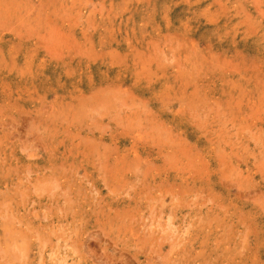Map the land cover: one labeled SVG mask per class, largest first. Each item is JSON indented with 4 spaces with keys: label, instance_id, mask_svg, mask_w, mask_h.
Returning a JSON list of instances; mask_svg holds the SVG:
<instances>
[{
    "label": "rangeland",
    "instance_id": "1",
    "mask_svg": "<svg viewBox=\"0 0 264 264\" xmlns=\"http://www.w3.org/2000/svg\"><path fill=\"white\" fill-rule=\"evenodd\" d=\"M0 264H264V0H0Z\"/></svg>",
    "mask_w": 264,
    "mask_h": 264
},
{
    "label": "bare ground",
    "instance_id": "2",
    "mask_svg": "<svg viewBox=\"0 0 264 264\" xmlns=\"http://www.w3.org/2000/svg\"><path fill=\"white\" fill-rule=\"evenodd\" d=\"M250 7H251V6H250ZM250 7H249V8H250ZM182 9H183V8H182ZM182 9H181V13L183 12ZM184 9H185V8H184ZM184 9H183V10H184ZM250 9H251V8H250ZM186 10H187V9H186ZM186 10H185V11H186ZM241 41H242V40H241ZM243 42H244V41H243ZM239 43H240V42H239ZM256 44H257V43H256ZM243 47H244V46H243ZM244 53H245V52H244ZM225 129H226V128H225ZM122 160H123V159H122ZM176 177H177V176H176ZM114 202H115V201H114ZM229 202H230V201H229ZM115 203H116V202H115ZM125 203H126V202H125ZM208 211H209V210H208ZM101 212H102V211H101ZM98 214H99V213H98ZM105 214H106V213H105ZM101 215L103 216V213H102ZM96 216H97V215H96ZM98 225H99V224H98ZM103 225H104V224H103Z\"/></svg>",
    "mask_w": 264,
    "mask_h": 264
}]
</instances>
